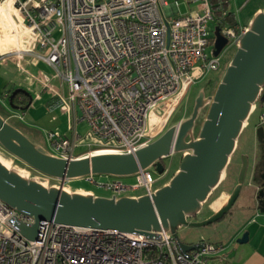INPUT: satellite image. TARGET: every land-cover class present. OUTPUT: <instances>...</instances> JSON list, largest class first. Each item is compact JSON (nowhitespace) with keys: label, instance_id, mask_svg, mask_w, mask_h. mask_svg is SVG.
<instances>
[{"label":"built area","instance_id":"built-area-1","mask_svg":"<svg viewBox=\"0 0 264 264\" xmlns=\"http://www.w3.org/2000/svg\"><path fill=\"white\" fill-rule=\"evenodd\" d=\"M6 1L0 0V12L4 5L11 47L2 46L0 28V61L15 60L31 76L22 59H43L62 87L67 85L64 95L60 86L46 83L72 112L66 132L47 131L51 153L65 158L134 152L155 140L177 99L220 69L224 51L238 47L248 29L222 28L228 43L215 55L210 0H183L195 7L180 14L173 11L180 9V0H10V6ZM82 119L95 143L77 155L85 138L76 127ZM259 121L264 122V111ZM156 172L154 166L140 170L130 182L108 176L101 183L94 174L85 179L109 190L110 197H139L161 187L164 174ZM20 222L32 224L35 217L0 198V264H213L214 258L225 259L222 243L202 239L199 248L183 251L164 229L125 232L43 219L32 240L17 229Z\"/></svg>","mask_w":264,"mask_h":264},{"label":"water","instance_id":"water-1","mask_svg":"<svg viewBox=\"0 0 264 264\" xmlns=\"http://www.w3.org/2000/svg\"><path fill=\"white\" fill-rule=\"evenodd\" d=\"M216 36L214 53L219 55L228 39L220 31ZM263 86L264 10L253 18L241 37L215 92L206 96L202 89L190 117L170 126L134 152H100L76 158L58 156L40 149L0 113L1 144L33 169L61 181L59 186L47 187L0 161V198L35 217L32 224L20 222L16 225L28 239L38 237L40 220L53 219L64 224L125 232L150 233L164 229L173 233L183 251L199 248L201 242L182 241L179 229L212 224L222 219L236 203L248 169L247 156L243 158L238 183L227 203L207 218L196 219L203 203L222 182L254 104L260 95L264 99ZM18 92L30 97L25 106L14 103L13 97ZM9 102L12 108L25 109L31 104L32 96L27 89L17 88ZM206 104L208 112L196 136V120ZM176 152H183L179 170L151 195L116 198L70 192L64 187L66 180L91 174L124 178L152 166L163 173L164 158ZM248 237L246 231L237 241L244 243Z\"/></svg>","mask_w":264,"mask_h":264},{"label":"crops","instance_id":"crops-1","mask_svg":"<svg viewBox=\"0 0 264 264\" xmlns=\"http://www.w3.org/2000/svg\"><path fill=\"white\" fill-rule=\"evenodd\" d=\"M233 3L236 5L238 12L242 10V15L240 17L238 16L237 11L232 9ZM230 5H231L230 9L234 11L237 15V21L239 25H244V26H249L253 18L259 12L264 10V0H262V2L258 4H253L252 7H248V0H231ZM185 6H186L185 10H182L181 8L177 10L175 7H173L174 14L184 13L194 8L195 3L191 1L188 4H185ZM36 59L37 58L34 56H25V58H23L21 62L23 67L29 73H31V76H28L29 74L26 73V71H22V69L18 65V62H16L15 60H8L7 62L0 61V113L2 111H5L6 114L9 113L8 115H3V113H1L2 116L6 118L7 120H9L8 118L10 117H13L15 119L19 118V120L16 119L19 122L18 124L12 123V122L11 123L15 125L16 127L20 128L23 132H25V134L26 132H29V133L31 132V133L36 134L37 135L36 140L35 141L32 139L31 140L35 142L40 149L46 150L49 147V143L47 140V134H45L46 130L44 131V135H43L40 130H38L37 128L31 127L32 125L30 123L25 122L24 117H23L24 114L26 115L29 112L33 114L34 117H36V115L38 114L39 116L42 117V113L39 107L41 108L43 102H46L48 100L47 103L50 106L56 105L57 109H60L61 111V114H62L61 116H64V119L63 120L61 119L59 121L58 124L60 126L57 128L60 131L66 132L68 129L67 125L69 123V120L72 119V112L69 110L67 105L63 102V100L59 96L54 95L53 92L50 91L49 89L50 87L46 85V83L49 82L51 86H54L53 80L58 78L54 76L56 72H54L51 75L47 73L44 69L37 68L39 63H36L37 61ZM43 61L44 63L49 65L45 60ZM17 88H24L30 92L32 96V102L29 105V107H26L25 109H14L11 107L10 102H9L10 95ZM56 88L59 89V86H56ZM64 88H65V84L63 85V87H61L62 93H64V90H65ZM21 95L22 93L18 92V94L15 97L17 104L22 103V100L20 99ZM253 113L254 112L250 114L242 130V133L238 138L237 147H236L237 150L234 155L236 156L237 153H239V157L235 161V164L236 162H238L237 163L238 167L236 169L237 175H239L238 171L240 172V169L243 163V158L245 156L248 157V169H247L244 182L248 181L249 184L254 183L256 175L259 172L260 173L264 172V132H263L262 137L260 138L258 137V133H259L258 123L256 122L253 127L251 126L252 125L251 118H252ZM76 127L78 130V123ZM247 129L249 132L244 142H242L243 144L241 145L240 138L242 137L244 131ZM50 130H54V129H50ZM38 133H40V136L38 135ZM242 154L243 156L241 158ZM179 168L180 166H178L176 170L171 173V175L164 174L158 185L162 186L168 183L170 179L173 177V175L179 170ZM166 175L167 177L170 175V177L166 179ZM130 177L135 178V176H130ZM130 177H124V178H130ZM72 180H75L76 182L79 183V185L84 187V189H80L82 190L83 193H92L96 196L97 195L99 196H110L111 195V192L109 190H108L109 194L107 195L97 192L92 187V185L93 186L95 185L87 181L85 178H76ZM84 183L88 184L89 186L86 184L84 185ZM237 183H238V177H237V181L234 187L236 186ZM220 184L215 189H218L220 187ZM226 187H229V184H227ZM98 188H102V187H98ZM223 188L224 189L220 192V198L216 200V202H214L213 206H211L208 211L205 212L204 207H203L196 219L201 220L203 218H207L208 216L213 214L215 211L219 210L223 205L222 203L217 204L219 200L224 199L228 201L230 197V195L227 194L228 188H225V187ZM256 190L257 189L254 190L255 194L257 192ZM214 191L215 190L212 191L208 199H210ZM250 194L253 195V192H251ZM254 196L255 195H253V197ZM235 213L237 214V216H239L240 219H244L245 222L243 225L240 226V228L236 230V232L231 237L229 242L222 241V240L211 241L210 239L204 237L203 234H201L200 236L201 239L192 240L190 241V243L200 242L202 239H205L211 242L222 243L225 246V250L223 252V254L225 255V260L223 262H218V260L214 258L212 260L213 264H264V209H258L256 206L243 207L242 209L237 210V212ZM179 230H181L187 236H190V234H192V232L187 228V226H182ZM246 231L249 233L248 241L244 243L238 242L237 239L240 238Z\"/></svg>","mask_w":264,"mask_h":264},{"label":"rangeland","instance_id":"rangeland-1","mask_svg":"<svg viewBox=\"0 0 264 264\" xmlns=\"http://www.w3.org/2000/svg\"><path fill=\"white\" fill-rule=\"evenodd\" d=\"M169 1L173 2L174 0H169ZM260 2H262V0H248V7H252L253 4H258ZM234 3L232 4V9L237 11V7ZM179 6L182 10H185V8H186L185 2L183 0H180ZM2 7L5 8V11L0 12V17H1L0 28H1L2 34L4 35L3 40H2V44H3L2 46L4 48L5 47L9 48V47H11V45H10L11 35H10V33H8V26H7V24L9 23V20H8L9 14H7V12H6V10H7L6 7L4 5ZM11 13H13V11H11ZM237 14L240 17L242 15V10L239 12L237 11ZM210 27L212 28V31H214V35H215L216 29H217V23L215 20L210 23ZM211 48H213V47L211 46ZM236 50H237L236 45L229 48L228 52L222 54V65H221L220 69L209 72L203 79L198 80L197 82L192 84L191 88H188L187 92H185L182 96H180L177 99V104L175 105L174 109L171 112L170 117L167 120V123L165 124L164 131L166 129H168L170 126L177 124L179 121L190 117V115L192 114L193 108H194V104H195L194 99L197 98L196 96L199 94V92L202 89H204L206 87L207 93H209V94H212L215 92V90H216L227 66L230 64ZM209 51H210V49H209ZM36 60H37L36 63H39L37 68L44 69L47 73H49L51 75L54 72H56L55 69H53L51 66L44 63V61L42 59L37 58ZM53 81H54V85L62 87L60 78H56ZM64 89H65L64 93H65V95H67L68 94V88H67L66 84H65ZM47 102H48V100L46 102H43L41 108L39 107V109L42 113V117L39 116V114L36 115V117H34V115L29 113V112L26 115L24 114V116H23L25 122L30 123L32 125L31 127L37 128L38 130H40L43 135H44L45 130H46L45 134H47V131L50 129H58L57 127L60 126L58 124L59 121L61 119L62 120L64 119V116H61L62 114H61L60 109H57L56 105L50 106ZM208 108H209V106L202 107L199 114H198V118L196 120V128H195L196 135H198V133L200 132L203 121L206 118ZM259 112H260V107L252 115V118H251L252 125L251 126L253 127L256 122L258 123L259 133L258 132L257 133H258V137L261 138L263 135V132H264V123H262V124L259 123V120H258ZM1 113H3V115L9 114V113L6 114L5 111H2ZM79 114L80 115L82 114L81 110H80ZM8 119H9L8 121L10 123L11 122L16 123V124L19 123L17 121V120H19V118H16L17 120L13 117H10ZM66 123H67V121H66ZM251 126H250V128H251ZM78 132L81 135L85 136L84 140L76 147V152H77L76 154L81 155L82 151H85L86 149H88L90 147V145H94L95 139L88 133L89 132V124H88L87 120H85V119H82L79 121ZM248 132H249L248 129L245 130L242 137L240 138L241 145L243 144L242 142H244V140L246 139ZM26 135L28 137H30V139H32L34 141L36 140V137H37L36 134L31 133V132L30 133L26 132ZM38 135L40 136V133H38ZM44 151H46V152L48 151L50 153L52 152L49 147ZM182 156H183V152H176V153H173L172 155H170L169 157L167 156L164 158V160L166 162L168 174L171 175V173L174 172L178 166H180ZM242 156H243V154L241 155V158H242ZM238 157H239V153H237V155L233 159L231 158L232 160L230 161V163L226 169L225 176L222 180L223 185H220V187L218 189H214L215 191H214L213 195L210 197V199H208L204 202L203 207H204L205 212L208 211L210 209V207L213 206L214 202H216V200H218L220 198V192L224 189L223 187L228 188V190H227L228 195L231 194V192L234 188V185L237 181V177H238L237 170H236L238 167V165H237L238 162H236V164H235V161ZM0 160L2 162H4V164L7 163L8 167L10 169H14V170L16 169V171L23 173L29 179H35L37 181H41L47 187L59 186L61 183V181L59 179L47 176V175L33 169L32 167H30L24 161H22L21 159L17 158L15 155H13L11 152H9L1 144V142H0ZM238 173H239V171H238ZM160 174L161 173H158V172L155 173L156 176H158ZM260 174H261V176H263L264 172L263 173L259 172L256 175V177H258ZM170 175L168 177L166 175V179H168L170 177ZM96 177L98 179H100L99 182H101V183H104L106 181V179H109V178H107L108 176L96 175ZM111 178H114V177H111ZM122 179L126 182L136 180V178H134V177L122 178ZM261 182H262V180L261 179L258 180L257 178H255L254 183L249 184L248 181H245L243 183L241 193H240L236 203L234 204L233 208L228 213H226L222 219H220V220H218L212 224L205 225V226H199V227H188L187 226V228L192 232V234H190V236L185 235L181 230H179V234H180L182 241L190 242V241L195 240V239H201L200 236H201V234H203L204 237L210 239L211 241L222 240V241L229 242L231 237L236 232V230L238 228H240V226L243 225L245 222L244 219H240L239 216H237V214L235 212H237V210H239V209H242L243 207H253L254 206V204H255V198L254 197L255 196L253 197V195H256L254 190L257 189L256 191H258V188H259ZM85 184L86 183H84V185ZM227 184H229V187H226ZM86 185H88V184H86ZM64 187H66V189H68L70 192H74V191L82 192V190H80V189H84V187L79 185V183L76 182L75 180L65 181ZM92 187H93V189H95L97 192H100L101 194H106V195L109 194V191L107 189L98 188V187L93 186V185H92ZM251 192H253V195L250 194Z\"/></svg>","mask_w":264,"mask_h":264},{"label":"trees","instance_id":"trees-1","mask_svg":"<svg viewBox=\"0 0 264 264\" xmlns=\"http://www.w3.org/2000/svg\"><path fill=\"white\" fill-rule=\"evenodd\" d=\"M210 2L217 23L216 33L224 27L239 25L236 13L230 9L231 0H210ZM235 152L232 155V159L235 157ZM220 185H222V182Z\"/></svg>","mask_w":264,"mask_h":264},{"label":"flooded vegetation","instance_id":"flooded-vegetation-1","mask_svg":"<svg viewBox=\"0 0 264 264\" xmlns=\"http://www.w3.org/2000/svg\"><path fill=\"white\" fill-rule=\"evenodd\" d=\"M226 52H228V50H225L224 51V53H226ZM223 53V54H224ZM204 91H205V95L206 96H208V95H210L209 93H207V89H206V87L203 89ZM20 93H22V95H21V97H20V99L22 100V103L21 104H17L16 103V99H15V97H16V95L18 94H16L14 97H13V101H14V103L15 104H17V105H22V106H25L28 102H29V100H30V97L28 96V94H25V93H23V92H20ZM264 93V90L262 91V93L261 94H263ZM198 96V95H197ZM196 96V97H197ZM10 97H11V95H10ZM15 99V100H14ZM18 99V98H17ZM19 99V100H20ZM196 100V98L194 99V101ZM205 106H209L208 104H206ZM260 107V112H259V116H260V114H261V112L262 111H264V99H262V95H260V97L257 99V101H256V103H255V106H254V109H253V111L252 112H255L258 108ZM15 109V108H14ZM259 123H264V122H260L259 121ZM172 155V154H171ZM163 162H164V165H165V170H164V172L162 173V174H168L167 173V167H166V162H165V160H163ZM260 177H256V178H258V180L259 179H261L262 180V182L260 183V186H259V188H258V191L256 192V195H255V204H254V206H256L258 209H264V175L263 176H261V174L259 175Z\"/></svg>","mask_w":264,"mask_h":264},{"label":"bare ground","instance_id":"bare-ground-1","mask_svg":"<svg viewBox=\"0 0 264 264\" xmlns=\"http://www.w3.org/2000/svg\"><path fill=\"white\" fill-rule=\"evenodd\" d=\"M6 3L10 6L11 1H10V0H7ZM0 161H1V160H0ZM2 163H4V162H2ZM6 164H7V163H6ZM6 164H5V165H6ZM7 166H8V164H7ZM15 170H16V169H15ZM19 173L22 174L23 176H25L23 173H21V172H19ZM67 190H68V189H67ZM220 203H222V204L224 205V204L227 203V201L224 200V199H221V200H219V201L217 202V204H220ZM223 205H222V206H223Z\"/></svg>","mask_w":264,"mask_h":264}]
</instances>
